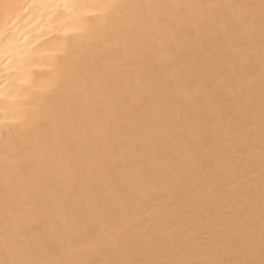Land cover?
<instances>
[{
	"label": "bare ground",
	"instance_id": "6f19581e",
	"mask_svg": "<svg viewBox=\"0 0 264 264\" xmlns=\"http://www.w3.org/2000/svg\"><path fill=\"white\" fill-rule=\"evenodd\" d=\"M5 4L0 260L260 264L264 0Z\"/></svg>",
	"mask_w": 264,
	"mask_h": 264
},
{
	"label": "snow or ice",
	"instance_id": "6c2138e0",
	"mask_svg": "<svg viewBox=\"0 0 264 264\" xmlns=\"http://www.w3.org/2000/svg\"><path fill=\"white\" fill-rule=\"evenodd\" d=\"M11 5H0V8L8 9ZM42 181V177L36 178V183L39 184ZM0 264H14V262L6 261V260H0ZM260 264H264V260H261Z\"/></svg>",
	"mask_w": 264,
	"mask_h": 264
}]
</instances>
